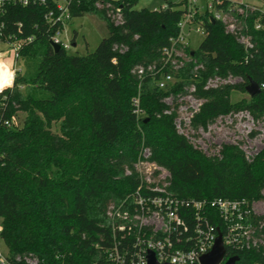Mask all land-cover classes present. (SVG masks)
I'll use <instances>...</instances> for the list:
<instances>
[{
  "label": "trees",
  "instance_id": "trees-1",
  "mask_svg": "<svg viewBox=\"0 0 264 264\" xmlns=\"http://www.w3.org/2000/svg\"><path fill=\"white\" fill-rule=\"evenodd\" d=\"M109 2L121 7L123 23L108 16ZM50 4L11 5L3 17L6 32L34 37L21 59L35 63L34 75L18 74L14 87L0 93V118L14 121L0 128V240L12 258L32 254L40 264H106L107 249L114 245L107 210L138 187L134 164L144 147L169 169L170 189L180 197L249 203L262 197L264 146L251 159L236 144L207 155L178 133L176 112L165 113L163 99L184 91L192 64L169 89L158 88L150 77L140 82L133 72L138 65L160 61L162 50L179 35L183 0L158 10L137 9L138 0H72L71 20L96 15L108 29L86 55L53 48L57 27L45 19ZM194 21L207 30L198 49H187L207 68L197 83V95L206 101L193 117L194 128L231 111L264 118V88L254 96L246 91L251 79L264 83V30L253 31L257 52L246 62L244 47L219 21L201 13ZM71 43L76 45V36ZM0 73L10 85V71L1 61ZM215 74H232L240 81L204 90L208 76ZM40 92L48 97H39ZM236 93L248 97L233 101ZM208 212L224 233L219 215ZM254 222L263 223V242L227 247L229 257H239L236 264H264V221Z\"/></svg>",
  "mask_w": 264,
  "mask_h": 264
},
{
  "label": "built area",
  "instance_id": "built-area-1",
  "mask_svg": "<svg viewBox=\"0 0 264 264\" xmlns=\"http://www.w3.org/2000/svg\"><path fill=\"white\" fill-rule=\"evenodd\" d=\"M49 1L51 4L45 19L51 27H57L51 36V41L68 49L70 46L64 43L60 36L65 25L72 18L70 12L72 0H0V61L12 74L11 84L0 90V93L14 87L16 76L22 73V69L18 66L21 51L34 39L33 36L23 37L15 32H6L7 25L3 17L8 7L47 5ZM183 1L182 7L185 12L179 23V35L172 38L170 45L162 50L160 61L147 66L138 65L133 72L140 82L150 77L158 88L169 89L176 85L181 70L187 64H192L191 82L184 87V91L177 95L171 93L163 99L168 105L165 113L177 112L176 129L179 134L187 138L193 117L206 101L197 95V83L200 73L207 68L204 63L197 61L193 51L189 53L187 50L192 49L184 32L185 27L196 26V30L206 36L207 30L203 22H195L194 16L201 13L206 14L211 21H219L224 26L225 32L233 35L244 47L245 61L248 62L257 52L253 31L264 30V5L249 4L244 0ZM96 5L99 8L104 6L101 1ZM106 7L109 9L108 16L115 24L123 23L121 7L113 6L110 2ZM18 26L20 28L22 24L19 23ZM8 56L13 64H6L1 60ZM239 81L240 78L232 74L227 77L219 74L210 75L203 89H218ZM261 88H264V83L260 85ZM134 104L135 113L138 116L143 115L139 97L134 99ZM13 123L12 118H0V128L10 127ZM257 136L264 137L261 134ZM260 150L251 155L245 152V155L251 159ZM151 155L150 148L142 149L134 164V170L139 177L138 187L119 203H112L108 207L107 216L111 223L114 245L113 248L107 249L106 264H148L149 252H154L160 263L201 264V256L212 249L219 231L222 233L226 249L229 247L235 250L263 242L259 237L263 223H255L254 219L261 218L264 221V187L261 191L262 197L251 203L245 199L209 200L180 197L170 189L169 169L152 160ZM209 209H214L223 221L224 233L211 221L208 215ZM228 257L226 253V258ZM223 263L224 261L220 264ZM0 264H40V261L32 254L12 258L8 252L0 248Z\"/></svg>",
  "mask_w": 264,
  "mask_h": 264
},
{
  "label": "rangeland",
  "instance_id": "rangeland-1",
  "mask_svg": "<svg viewBox=\"0 0 264 264\" xmlns=\"http://www.w3.org/2000/svg\"><path fill=\"white\" fill-rule=\"evenodd\" d=\"M249 4L264 5V0H244ZM180 0H139L136 8H147L154 10L170 3H178ZM180 8H183L182 6ZM187 40L192 50L198 49L205 35L197 31L196 26H186L184 29ZM108 34L105 21L96 15L77 16L70 20L64 27L60 39L70 47L67 49L71 54L86 55L95 51L103 38ZM76 36V45L71 43L72 38ZM6 64H13L8 56L1 58ZM18 66L22 73L29 76L35 74V63L25 62L22 59ZM39 97H48L47 93L40 92ZM248 97L244 93L233 95V101ZM174 112V111H173ZM176 112V111H175ZM177 117L174 118V124ZM23 118V115H21ZM176 127V126H175ZM54 126L53 130H56ZM251 132V133H249ZM250 134V135H248ZM264 118L253 116L249 111L239 110L231 111L226 114H220L207 125L194 128L193 124L189 129L188 140L199 150L207 155L217 154L224 143H237L248 155L260 150L264 146ZM1 228V225H0ZM0 248L7 252L6 247L0 240Z\"/></svg>",
  "mask_w": 264,
  "mask_h": 264
},
{
  "label": "water",
  "instance_id": "water-1",
  "mask_svg": "<svg viewBox=\"0 0 264 264\" xmlns=\"http://www.w3.org/2000/svg\"><path fill=\"white\" fill-rule=\"evenodd\" d=\"M212 21L214 22V20ZM51 44L56 51L61 48L59 44L53 41H51ZM260 90H261L260 85L257 84L252 79L249 81V84L246 87V91L250 96H254L258 92H260ZM226 253H227V249L226 246L224 245L223 236L222 233L219 231L212 249L208 253L201 256L200 262L201 264H220L221 262L224 261L223 264H236L239 257L231 256L226 258ZM147 259H148V264H170V263L158 262L154 252H149Z\"/></svg>",
  "mask_w": 264,
  "mask_h": 264
},
{
  "label": "clouds",
  "instance_id": "clouds-1",
  "mask_svg": "<svg viewBox=\"0 0 264 264\" xmlns=\"http://www.w3.org/2000/svg\"><path fill=\"white\" fill-rule=\"evenodd\" d=\"M7 86V80L3 78V74L0 73V90Z\"/></svg>",
  "mask_w": 264,
  "mask_h": 264
},
{
  "label": "bare ground",
  "instance_id": "bare-ground-1",
  "mask_svg": "<svg viewBox=\"0 0 264 264\" xmlns=\"http://www.w3.org/2000/svg\"><path fill=\"white\" fill-rule=\"evenodd\" d=\"M10 74H11V72H10ZM11 79H12V74H11Z\"/></svg>",
  "mask_w": 264,
  "mask_h": 264
}]
</instances>
